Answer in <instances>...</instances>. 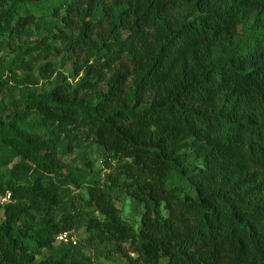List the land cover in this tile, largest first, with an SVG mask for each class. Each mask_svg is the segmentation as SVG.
Masks as SVG:
<instances>
[{
  "label": "trees",
  "instance_id": "16d2710c",
  "mask_svg": "<svg viewBox=\"0 0 264 264\" xmlns=\"http://www.w3.org/2000/svg\"><path fill=\"white\" fill-rule=\"evenodd\" d=\"M49 1L0 0V53L15 55L0 66V89L12 82L25 103L0 117V134L85 192L58 218L51 185L0 172V264H92L38 258L74 227L125 264H264V0ZM46 15L60 23L37 45L60 41L74 73L36 95L18 86L30 53L20 42ZM31 116L90 130L106 155L102 177L42 154L22 129ZM124 195L142 207L137 224L117 206Z\"/></svg>",
  "mask_w": 264,
  "mask_h": 264
},
{
  "label": "rangeland",
  "instance_id": "374dc122",
  "mask_svg": "<svg viewBox=\"0 0 264 264\" xmlns=\"http://www.w3.org/2000/svg\"><path fill=\"white\" fill-rule=\"evenodd\" d=\"M71 0H68V2ZM48 4L57 5L56 0H50ZM64 11H62V14ZM162 20L154 23L159 25ZM60 23L55 17L46 15L40 17L36 24L31 26L27 35L20 42L23 47H29L30 53L20 55V67L18 69V86H25L36 95H42L52 90L57 76L65 74L69 80L73 81V64L70 61L69 54L64 51V45L58 41L53 49L46 52L37 45L41 38L48 35L55 28V24ZM153 26V28H154ZM143 40V36L132 34L130 39L137 42ZM34 48V50H32ZM32 50V52H31ZM14 53L9 50L0 53V66L8 63ZM87 55L82 52L81 58ZM93 58V57H92ZM94 59V58H93ZM132 77L129 84V92L133 89ZM17 87L12 82L5 84L0 89V117L10 118L16 111H22L25 103L21 95L16 90ZM22 129L26 134H32L38 141V147L42 154H49L61 163L68 165L74 175L84 174L86 171L102 177L104 161L106 155L103 149L95 141L93 134L84 126H73L62 128L56 124L42 121L37 116L27 117ZM115 164V161H113ZM0 172L8 175L15 182L27 180L33 182L35 179L41 180L45 185H51L60 194V210L57 217L60 218L69 212V204L74 203L79 206L77 199L85 192L84 188H76L71 183L63 181V175L59 176L55 171L45 169L41 164L33 161L20 152L18 148H11L0 134ZM66 169L63 170L65 174ZM84 186V185H83ZM125 220L137 224L139 213L142 207L137 205L131 198L122 196L116 201ZM3 218V210L0 206V220ZM88 232L83 227H74L69 231V241L63 244L56 243L50 250L43 249L38 258L42 259L49 253L62 256L65 253L75 254L76 256H91L92 264H125L123 259L117 254L106 255L102 246L95 245L88 241Z\"/></svg>",
  "mask_w": 264,
  "mask_h": 264
},
{
  "label": "built area",
  "instance_id": "2783aa9c",
  "mask_svg": "<svg viewBox=\"0 0 264 264\" xmlns=\"http://www.w3.org/2000/svg\"><path fill=\"white\" fill-rule=\"evenodd\" d=\"M70 239L69 237V233L68 232H64V233H60L57 237L56 240L57 242H68Z\"/></svg>",
  "mask_w": 264,
  "mask_h": 264
}]
</instances>
